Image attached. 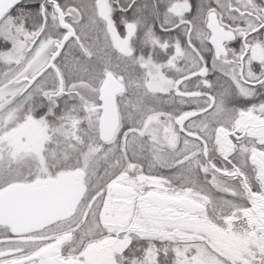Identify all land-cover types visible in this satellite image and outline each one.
<instances>
[{
    "label": "snow or ice",
    "instance_id": "1",
    "mask_svg": "<svg viewBox=\"0 0 264 264\" xmlns=\"http://www.w3.org/2000/svg\"><path fill=\"white\" fill-rule=\"evenodd\" d=\"M0 264H264V0H0Z\"/></svg>",
    "mask_w": 264,
    "mask_h": 264
}]
</instances>
